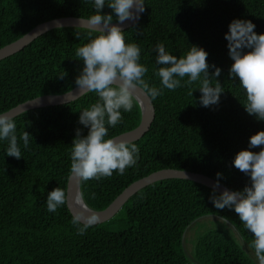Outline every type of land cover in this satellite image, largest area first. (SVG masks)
<instances>
[{
	"label": "trees",
	"instance_id": "16d2710c",
	"mask_svg": "<svg viewBox=\"0 0 264 264\" xmlns=\"http://www.w3.org/2000/svg\"><path fill=\"white\" fill-rule=\"evenodd\" d=\"M107 2L103 13L112 12ZM144 4L140 19L123 31L126 43L140 48L139 62L148 68L144 79L149 86L162 88L155 75L157 43L178 58L193 44L208 53L210 65L221 69L218 79L225 91L212 107L199 103L195 89L199 82L175 91L162 89L161 95L151 98V125L129 142L139 149L137 163L123 175L114 171L110 177L80 181L82 198L97 210L131 182L161 168L199 171L216 180L219 172V183L242 190L250 178L232 160L248 148L253 133L264 130V121L245 111L239 81L228 77L232 60L225 39L233 19L250 20L257 34L264 33V0H144ZM93 14V0H0V47L44 21ZM98 34L76 26L53 28L0 59V113L36 96L73 88L83 67L75 51ZM97 101L95 93L85 92L70 102L13 117L22 157L5 155L7 141L0 140V264H257L238 242L236 231L220 220L197 233L190 255L185 251V227L209 213L228 217L249 248L253 240L234 210L215 209L210 200L213 188L192 179L169 177L145 185L113 217L84 235L77 234L67 204L54 213L47 210L48 192L55 187L66 192L75 130L88 132L79 123V112ZM133 103L131 112L121 110L123 119L109 127V137L138 124L140 107L136 99ZM24 131L32 136L27 148L19 140Z\"/></svg>",
	"mask_w": 264,
	"mask_h": 264
},
{
	"label": "clouds",
	"instance_id": "9594fccd",
	"mask_svg": "<svg viewBox=\"0 0 264 264\" xmlns=\"http://www.w3.org/2000/svg\"><path fill=\"white\" fill-rule=\"evenodd\" d=\"M105 4L106 0H93L95 14L89 17V23L99 34L75 51L76 59L83 61L75 85L82 92L98 96L96 103L79 112V123L87 127V135L76 129L71 144L70 173L81 182L110 177L114 171L123 175L127 168L137 163V145L109 137L108 132L109 127L114 128L122 121L121 110L132 111L138 88L155 99L162 94V89L175 91L199 82L195 89L199 90V103L204 107L218 105L225 91L218 79L221 69L215 64L210 65L208 53L193 44L185 55L178 58L166 51L162 43H157L154 50L159 67L155 75L159 77L162 88L150 87L144 79L148 68L139 62L140 48L136 43H126L120 27L128 20L138 19L139 13L144 11V0H108L111 13L102 12ZM254 29L255 24L250 20L230 21L225 33L228 55L232 60L228 77L238 80L244 90L245 111L264 121V33L257 34ZM64 75L63 72L59 78L63 79ZM213 79L216 81L214 86ZM16 129L14 118L8 113H0V140L7 141L5 155L20 159L22 154ZM30 139L32 136L27 131L19 137L25 148L29 146ZM252 148L260 150H249ZM232 164L250 178V183L242 190L225 188L217 194L222 177V173L217 172L210 200L217 210H234L244 228L253 236L250 247L258 264H264V130H258L249 137L248 148L239 150ZM67 199L65 190L55 187L47 194V210L56 212ZM219 219L228 221V217L223 215ZM97 221L98 217L92 214L83 219L76 216L72 223L77 225V234L84 235Z\"/></svg>",
	"mask_w": 264,
	"mask_h": 264
},
{
	"label": "water",
	"instance_id": "95a60500",
	"mask_svg": "<svg viewBox=\"0 0 264 264\" xmlns=\"http://www.w3.org/2000/svg\"><path fill=\"white\" fill-rule=\"evenodd\" d=\"M141 14L142 12L139 13L138 19L128 20L123 25H120L122 30L135 24L140 19ZM113 23L118 24V21H113ZM65 26H76V27L93 29V26L89 23V18L76 17V16H64V17L50 19V20L37 24L35 27H33L31 30H29L27 33H25L23 36H21L17 40L3 47H0V59L25 48L34 39H36L38 36L42 35L43 33L49 31L50 29L57 28V27H65ZM82 91H83L82 89L77 88V86L75 85L73 88L63 93L42 94L34 98L25 100L21 103H18L17 105L11 107L10 109L2 113H8V115L14 117L20 114L21 112H24L29 109H33L37 107H44L48 105H57V104L67 103V102L77 99L79 96L85 93ZM134 95L140 107V120L138 124L135 127L129 130L123 131L112 137L119 138V139H122L128 142H132L134 140L139 139L148 130L149 126L151 125V122L154 118V106L151 101V98L146 96L145 93L139 88L135 91ZM169 177L192 179V180L201 182L207 186H210L212 188H213L214 182L216 181L215 178L205 173L199 172V171H193V170H188V169H178V168H161V169L153 171L147 174L146 176H143L131 182L106 207H104L103 209L97 210V209H93L89 207L85 203L84 199L82 198L81 192H80V181L74 178L70 173L67 179V184H66V194L68 197L66 204L71 214L74 217L79 216L81 219H83L87 217L88 215L94 214L98 217L97 223H101L113 217L120 210V208L123 206L126 200L132 194H134L137 190H139L140 188L144 187L145 185L151 182H154L159 179L169 178ZM225 188L228 190H231L228 187L224 186L223 184L219 183V188L217 189V192L219 193ZM203 216H212L220 220L219 216L213 213L200 215L194 218L185 227L183 231V234H182L183 241H184L185 233L187 232L188 228L193 223H195L197 220H199V218ZM224 223L231 226L236 231L237 235L239 236L240 240L243 243L244 241L242 240V237L240 233L238 232V230L235 228V226L229 220Z\"/></svg>",
	"mask_w": 264,
	"mask_h": 264
},
{
	"label": "rangeland",
	"instance_id": "374dc122",
	"mask_svg": "<svg viewBox=\"0 0 264 264\" xmlns=\"http://www.w3.org/2000/svg\"><path fill=\"white\" fill-rule=\"evenodd\" d=\"M215 220L219 222L218 219H216L212 216H203V217L199 218V220H197L195 223H193L188 228L187 232L185 233L183 243H184V249L189 255L191 254L194 237L197 235V233H199L200 231H203L207 227H209V226L212 227L213 226L212 223L215 224ZM237 239H238V242L240 243V245L242 246V248L244 250H246V252L249 253L250 257L257 262L254 251L251 250V248H249V246L246 245L244 242L242 243V241L239 239L238 236H237Z\"/></svg>",
	"mask_w": 264,
	"mask_h": 264
}]
</instances>
